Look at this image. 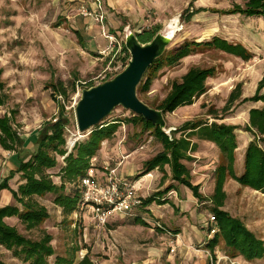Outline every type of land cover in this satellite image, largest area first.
I'll return each mask as SVG.
<instances>
[{
  "label": "rangeland",
  "instance_id": "obj_1",
  "mask_svg": "<svg viewBox=\"0 0 264 264\" xmlns=\"http://www.w3.org/2000/svg\"><path fill=\"white\" fill-rule=\"evenodd\" d=\"M255 1L259 0H0V79L4 84L0 118H10L12 128L23 140L18 149L30 152H20L23 160L36 149L39 132H46L57 120L64 126L67 155L75 143L87 141L89 134H79L77 130L76 104L82 90L125 69L127 56L121 48L126 27L134 35L157 27L165 30L177 17L179 31L164 56L184 43L213 38L239 45L251 55L242 60L211 46H196L179 63L163 66L156 74L151 72L147 91H137L138 99L156 110L170 95L172 84L181 82L186 73L192 69L210 72L201 96L164 115L165 132L181 143L180 149L184 147L182 163L190 172L191 184L199 189V199L172 180L169 166L151 171L150 177L138 178L144 163L167 152L166 143L163 145L154 129L127 122L133 114L119 107L102 125L121 124L111 139L100 144L92 162L109 161L114 165L129 156L123 160L120 172L131 176L137 194L144 199L173 188L163 196L166 204L153 203L141 210L145 225L137 224L135 218L116 217L105 227L95 229L90 211H74L65 216L55 205L54 194L38 199L48 213L38 228L29 231L17 218L5 219L31 241L40 240L45 233L50 235L54 255L48 259L49 264H56V258L70 259L73 254L75 264L84 257L91 264H264V255L247 261L220 239L213 249L207 244L215 235L209 230L218 232L216 222L211 221V208L215 206V171L223 164V158L219 147L204 140L198 131L211 124L233 128L236 176L244 171L245 150L250 142L264 150L261 136L249 123L252 109H264V102H252L256 95L264 94V15L250 12L249 4ZM186 9H190L189 16L182 22L179 16ZM238 9L242 11L237 12ZM84 11L92 14L90 25L83 21L89 20L83 17ZM98 15L103 16L102 23L95 21ZM104 35L112 36L115 42ZM57 83L62 84L66 96L57 93L60 89L52 91ZM232 93H238V97L226 110ZM17 154L0 145V185L7 183V188L0 189V209L20 207L14 199V192L23 183L16 173ZM56 160V168L48 173L59 187L62 182L58 175L64 159L56 156ZM78 183H66L64 193L71 194ZM223 191L225 201L219 209L240 220L264 245V193L239 185L229 175ZM0 262L25 264L2 246Z\"/></svg>",
  "mask_w": 264,
  "mask_h": 264
},
{
  "label": "trees",
  "instance_id": "obj_2",
  "mask_svg": "<svg viewBox=\"0 0 264 264\" xmlns=\"http://www.w3.org/2000/svg\"><path fill=\"white\" fill-rule=\"evenodd\" d=\"M249 5L252 6V11L250 12L264 15V2L262 0L251 2ZM189 10L183 11L182 20L184 22L187 21ZM236 11L240 12L242 10L238 9ZM159 30L160 27H157L155 30L137 34L139 42L142 44L150 42L154 34ZM80 42L82 43L81 39ZM201 45L211 46L242 60H248L251 57L250 54L245 52L243 47L231 45L218 38H213L211 41L202 43H184L166 56L163 54L162 57L151 65L143 76L141 84L137 89L138 93L142 94L147 91L151 72L156 74L163 66L179 63L192 53L193 48ZM121 50L127 56L126 66L130 58L129 53L124 44ZM1 75L2 71L0 69V77ZM210 76L211 74L207 70L192 69L182 77L181 82L172 84L170 95L156 110L161 111L165 115L174 112L179 107L192 104L194 98L201 96L205 92V81ZM60 85L62 84L57 83L52 91L60 89L57 93L60 96H66L64 88H62L63 86ZM3 87L4 84L0 79V105H3ZM259 88L262 89L263 87ZM237 97L238 93L230 95L228 103L225 106L226 110L229 109L228 105H231ZM252 102H264V94L260 93L256 95V97L252 98ZM127 122L132 124L139 122L144 127L154 129L157 137H161V140L158 139L162 141L163 145L166 143L164 148L167 149V152L160 153L155 159L144 163L142 172L138 175V178L149 174L155 169L163 170L164 166H169L171 168L172 180L191 190L193 196L199 199V189L198 187H193L191 184L190 172L182 163L185 155L183 154L184 147L182 149L179 147L181 143H178L179 141H176L174 136L171 135L169 137L159 127L146 122L142 117L133 115ZM249 123L250 127L261 136V140L264 142V109H252L249 112ZM120 124L112 122L96 127L89 134L87 141L75 143L73 151L67 155L64 126L57 120L54 124L50 125L46 132H39L37 142H35L37 144L36 149L29 155L28 159L23 160L24 157L21 153L24 150L21 151L17 146L23 140L18 137L12 128L9 117L3 116L0 118V145L6 151H17V159L19 161L16 173L21 175V181L23 182L19 185L18 191L14 192V199L20 207L5 206L0 209V246L12 252L14 258L25 264H49L48 259L54 255V251L50 247V235L45 233L40 240L31 241L20 235L16 228L9 226L5 222V219L15 217L29 231L38 228L48 218L46 208L41 206L38 199L45 197L47 194H54V203L62 209L65 216H69L74 211H80L78 208L80 200L78 186L71 194L66 195L64 193V185L66 183L76 184V182H79L85 176L86 170L90 167L91 160L100 149V144L105 140L111 139ZM198 131L204 140L212 142L219 147L223 158V164L215 171L216 186L212 197L215 206L211 208V214L216 222L218 232L217 234L215 232L213 239L207 244L213 249L220 239L228 249L237 252L245 260H258L264 255L262 241L255 238L242 225L240 220L232 218L219 208L223 207L225 201L223 184L227 175L243 187L264 193V150L258 147L256 142H250L245 150L244 171L240 176H236L233 166L237 144L233 128L227 125L211 124L209 127H203L202 130L198 129ZM172 134L174 135V133ZM24 153L29 154L30 152L26 153L24 151ZM56 156L64 159V167L61 168L58 175L62 182L59 187L53 183L52 175L48 173V171L53 170L57 166ZM5 188H7V183L4 181L0 185V189ZM172 189V187H168L161 193L158 192L145 198L142 203V211H145L153 203H157L158 205L166 204L163 196ZM132 218H135L137 224H146L142 221L145 218L141 215ZM55 261L56 264H75L74 254L70 259L56 258ZM0 264L4 263L0 262ZM78 264H91V262L88 257H84Z\"/></svg>",
  "mask_w": 264,
  "mask_h": 264
},
{
  "label": "water",
  "instance_id": "obj_3",
  "mask_svg": "<svg viewBox=\"0 0 264 264\" xmlns=\"http://www.w3.org/2000/svg\"><path fill=\"white\" fill-rule=\"evenodd\" d=\"M182 14L179 19L183 22ZM177 20L176 17L165 30H159L152 40L145 44L139 42L137 34L134 35L129 27L124 29V46L130 58L122 72L97 86L82 90L81 98L75 107L79 134H90L96 127L101 126L116 108L121 107L159 127L170 137L165 132L166 122L163 113L141 102L137 97V89L147 70L163 56L174 38L176 32L171 31V28H177Z\"/></svg>",
  "mask_w": 264,
  "mask_h": 264
},
{
  "label": "built area",
  "instance_id": "obj_4",
  "mask_svg": "<svg viewBox=\"0 0 264 264\" xmlns=\"http://www.w3.org/2000/svg\"><path fill=\"white\" fill-rule=\"evenodd\" d=\"M96 3H99V0H96ZM82 15L93 20L91 13L84 11ZM94 19L97 23H102L104 18L98 15ZM104 36L111 43L115 42L112 36ZM128 157L115 161L114 165L109 161L93 163L92 159L85 176L78 183L80 196L78 208L82 214L90 211L91 222L95 229L105 227L116 217L132 218L141 215L144 198L137 194L130 177L123 176L120 172L123 160ZM211 221H215L214 217H211ZM215 232L214 229L210 230L211 234Z\"/></svg>",
  "mask_w": 264,
  "mask_h": 264
},
{
  "label": "crops",
  "instance_id": "obj_5",
  "mask_svg": "<svg viewBox=\"0 0 264 264\" xmlns=\"http://www.w3.org/2000/svg\"><path fill=\"white\" fill-rule=\"evenodd\" d=\"M83 21H84V23L86 22V23H88V25H90L91 23V21H90V19L89 20H86V19H83ZM89 29H91V26L89 27ZM76 34H79V33H77L76 32ZM81 40H82V38H81ZM82 43L84 44V40H82ZM121 171V170H120ZM130 178V180H131V176H129ZM140 178V177H139ZM144 179H145V177H144ZM132 181V180H131ZM133 183H135V182H133ZM141 190V189H140ZM147 210V209H146Z\"/></svg>",
  "mask_w": 264,
  "mask_h": 264
},
{
  "label": "bare ground",
  "instance_id": "obj_6",
  "mask_svg": "<svg viewBox=\"0 0 264 264\" xmlns=\"http://www.w3.org/2000/svg\"><path fill=\"white\" fill-rule=\"evenodd\" d=\"M171 31H173V32H176V33H177V32L179 31V29L172 27V28H171ZM173 32H172V33H173ZM147 177H150V176H148V174H147Z\"/></svg>",
  "mask_w": 264,
  "mask_h": 264
}]
</instances>
